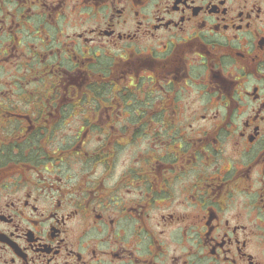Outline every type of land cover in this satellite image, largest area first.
<instances>
[{
    "label": "flooded vegetation",
    "instance_id": "obj_1",
    "mask_svg": "<svg viewBox=\"0 0 264 264\" xmlns=\"http://www.w3.org/2000/svg\"><path fill=\"white\" fill-rule=\"evenodd\" d=\"M0 264H264V0H0Z\"/></svg>",
    "mask_w": 264,
    "mask_h": 264
}]
</instances>
